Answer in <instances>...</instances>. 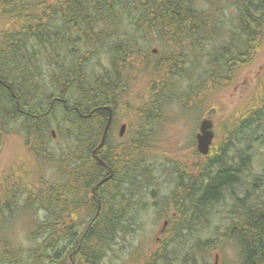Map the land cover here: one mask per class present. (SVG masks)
I'll list each match as a JSON object with an SVG mask.
<instances>
[{
  "label": "trees",
  "instance_id": "trees-1",
  "mask_svg": "<svg viewBox=\"0 0 264 264\" xmlns=\"http://www.w3.org/2000/svg\"><path fill=\"white\" fill-rule=\"evenodd\" d=\"M219 1L56 0L48 4L47 0H0V16L5 21L0 29V149L1 139L17 125L15 129L22 132L26 145L41 152L55 137L51 127L56 123L70 151L55 156L45 150L46 159L56 160L60 166L66 162L61 182H30L27 188L16 178L18 184L7 189L5 202L0 204L2 221L14 217L19 207L31 210L38 206L46 213L32 231L35 246L30 255L34 262L100 264L115 239L133 226L129 212L136 197L146 191L156 195V185L149 187L152 174L146 172L150 164L143 166L146 160L160 157L155 150L154 124L165 118L172 99L169 95L174 97L180 88L177 78L186 70L187 54L190 61L201 57L207 43L224 33L220 29L227 13L224 2ZM234 6L230 12L234 28L226 43L211 52L206 79L189 101L196 103L211 84L215 88L229 81L236 64L257 50L264 25V0H234ZM166 49L168 56L154 59ZM136 72L138 77L148 76L151 83L150 103L141 107L137 118V135L133 134L129 144L112 142L109 146L111 126L107 141L97 149L100 132L108 122L106 107L113 109L116 121L122 96ZM256 128H264V100L240 120L234 133L242 129L238 133L242 139L233 150L231 141L210 155V151L204 155L196 150L197 157L205 159L199 173L185 172L188 181L184 178L186 183L176 186L178 192L173 191L172 201L165 196L153 201L160 211L174 210L175 219L168 224L175 227L173 237L178 239L176 244H167L160 238L158 248L146 257L148 264H172L170 257L181 246H188L198 231L193 220L205 218L207 222L199 224L209 227L208 216H214L215 208L223 206L227 198L232 209L224 237L239 245L238 264H264V170L247 193L242 191L248 185L243 173L252 159L244 145ZM57 136L60 138V133ZM95 152L113 168L114 176L120 177L114 183V194L106 188L111 182L96 189L99 202L89 196L110 170L96 161ZM121 168L128 172L122 173ZM137 169H145L146 183ZM101 187H105L103 192ZM240 191L244 196L238 195ZM84 202H89L92 215L79 225ZM145 209L146 201L137 207L138 211ZM206 209L210 213L202 216ZM186 235L189 238L180 246L179 239ZM214 240L199 236L194 252L201 254L204 246L213 249ZM2 253H9L7 245L0 249ZM184 257L187 255H181L177 263Z\"/></svg>",
  "mask_w": 264,
  "mask_h": 264
},
{
  "label": "rangeland",
  "instance_id": "rangeland-1",
  "mask_svg": "<svg viewBox=\"0 0 264 264\" xmlns=\"http://www.w3.org/2000/svg\"><path fill=\"white\" fill-rule=\"evenodd\" d=\"M47 1L48 4L56 2V0ZM222 1L224 2V12L227 13V16L223 19V25L225 26L220 29L221 32H224V37L221 34L219 37L212 38V41L207 43V47L204 50L205 55L203 54L197 59L192 57L190 61V56L187 54V64L183 67L188 70H184L182 76L177 78L180 86L176 93L178 97L176 95L177 98L173 97V94L169 95L172 99H169L170 104L168 105V110L165 111V118L161 122L158 121V123L154 124V128H157L154 136L155 150L160 157L149 161L146 160L143 166L150 164L146 172L152 174L149 187L151 186L150 188H152V186L156 185V195L148 194L146 191L144 196L136 197L135 203L132 204V209L129 212L130 218H134L133 226L126 233L122 232L115 239V244L109 247L100 264H148L146 257L154 253L158 248L160 238L164 242L167 241V244L172 243V241H174L172 244H176L178 238L173 237L175 235V227L168 224L163 230V223L166 220L171 222L172 219H175L172 216L174 210H169L171 206L168 203L169 211H160L162 209L156 206L153 201H156L158 197L160 200H164L161 196L168 197V202L172 201L173 191L178 192L176 186L183 183L184 178L188 181V176H184L185 172L192 175L199 173L200 168L198 167L205 163L204 158L196 155V150H198L196 134L199 131L201 121L205 118H210L214 122L215 138L208 155L215 153L216 149H220L221 145H225L230 141L233 150L239 144L240 139H242L240 138L242 134H238L242 129L234 133L240 120L264 100V25L261 39L257 42V50L247 54L248 56H246L244 62L239 65L236 64L233 72H231L229 81L223 82L221 85L217 84L215 88L211 84L209 90L199 94L200 97H198L196 103L187 100L194 96V93L197 92V87L206 79L205 70L209 66L207 64L211 52L216 51L218 47L220 48L226 43V38L229 36L228 33L234 28L230 14L232 10H235L234 0ZM217 2L220 3L219 0ZM203 4L208 6V3L204 2ZM4 24V18L0 16V29L4 27ZM218 24L221 27V23L219 22ZM154 48L155 45L152 46L151 50L153 51ZM154 53L157 54V52ZM168 54L169 49H166L154 59L158 60L168 56ZM219 69L218 72H220ZM150 86L151 83L150 81L148 82V76L142 75L138 77L136 72V75L131 77L128 89L123 94L119 104L117 119L114 124L117 134L122 123L127 125L126 135L118 140L119 144H129L133 134L136 132L137 135V118L141 107L150 103ZM189 105H192L193 110L189 108ZM56 125V123H53L51 127L54 129L55 137L44 144L45 150L48 149L55 156L70 154L67 149V143L62 138V130L58 131V128H55ZM14 127L17 128V125H14ZM15 128L13 133L6 134L1 139L0 204L5 202L3 197L8 191L7 189L18 184L16 178L22 179L21 184L27 185L26 187L29 188L28 184L30 182L38 184L42 180L45 182L49 181V183L51 181L61 182L63 177L66 176L65 171L62 174V166L66 162H63V165L60 166L56 160L46 159V151L37 152L28 147L22 132L18 130L19 128ZM57 133H60V138H58ZM250 136V141H247L244 146L251 153L252 159L248 168L244 170L245 172L243 171V181H246L248 185L242 191L250 189L255 178L260 176L264 170V151H261V149H264V128L254 129ZM115 143L117 144V142ZM242 146L239 145L241 147L240 150L242 149L243 151ZM47 155L49 156V154ZM257 158L260 161V171H256L253 167V160ZM122 169H120L122 173L128 172V170L124 169L122 171ZM139 170L137 169V171ZM139 172L144 177H141V180L144 179L146 183L143 175L145 169ZM242 191L238 195L244 196ZM89 197H92V194ZM228 200V198L225 200L224 207L215 208L216 213L214 216H208L210 220L208 223L209 227L202 228L201 226L203 224L201 223L202 220V222H207L205 218H202L201 221L199 220L200 217L196 220L192 219L196 221L193 228L199 226L198 234L194 233V239L192 238L188 243L189 245L185 248L181 246L180 242L188 239L189 235L183 236L182 240L179 239L181 247L174 256L170 257V260L174 261H172V264H216V262L217 264H238L239 245L235 241L224 237V227L228 225L229 220L227 217L229 216V210L232 209V202ZM145 201L147 209L138 211L137 207L141 206ZM88 204L89 202H84L83 207L79 211V225L85 220L87 222V219L89 220L92 215ZM37 207L35 206L31 210L19 207V211L14 217L7 216L4 221L0 220L2 221L0 229L3 226L0 230V249L7 245L9 250L7 255L5 253L0 254V264H38L34 262L30 255V249L35 246V242L32 239V231L34 224L38 220L45 219L46 213ZM0 211L2 210L0 209ZM205 211H203L202 216L205 213H210L208 209ZM199 236L215 239L214 248L209 249L210 247L204 246L201 248L202 253L196 254L193 244ZM21 237L28 241L27 246L20 242ZM4 240H6L7 244L4 243ZM181 255H187V257H184V261L177 263Z\"/></svg>",
  "mask_w": 264,
  "mask_h": 264
},
{
  "label": "flooded vegetation",
  "instance_id": "flooded-vegetation-1",
  "mask_svg": "<svg viewBox=\"0 0 264 264\" xmlns=\"http://www.w3.org/2000/svg\"><path fill=\"white\" fill-rule=\"evenodd\" d=\"M106 109H107V113H108V115H107V117L109 118L110 117V107H106ZM107 118V121L109 120ZM115 124V118H114V120H112V123H111V126H112V134L110 135V137H109V140H108V144H109V146L110 145H112V142H118V140H120V138H124L125 137V135H126V132H127V125L125 124V123H122L121 124V126H120V129H119V131H118V134H117V132H116V128H115V126L113 127V125ZM123 124H125L126 125V129L124 130V133L122 134V125ZM111 126H110V128H111ZM105 127L106 126H104V128L101 130V140H100V143H99V145L96 147L97 149H99V148H102L103 147V145L105 144V142L107 141V139H108V136H109V131H110V128H109V130H108V133H107V136H106V138H105V140H104V142H103V144H101L102 143V141H103V136H104V132H105ZM198 133V132H197ZM105 150V149H104ZM93 156H94V158L96 159V161H98L102 166H104V167H106V168H108L110 171H109V176H107V177H100V179L98 180V183H96V185L93 187V189H92V195L97 199V201L99 202V191L98 190H96V189H98L99 188V186H101V185H103L104 183H108V182H111L112 184H110L109 185V188H108V186H106V188L107 189H110V192H112V194H114V188H115V185H114V183L116 182V181H119L120 180V177L119 176H114V170H113V168L112 167H109V164L107 163V162H105L103 159H101V157L99 156V155H97L96 154V152L95 153H93ZM112 168V169H111ZM112 187V188H111ZM104 188L105 187H101V192H103V190H104ZM168 225V221L166 220L165 221V227ZM163 230H164V227H163ZM71 259H72V257H70Z\"/></svg>",
  "mask_w": 264,
  "mask_h": 264
},
{
  "label": "water",
  "instance_id": "water-1",
  "mask_svg": "<svg viewBox=\"0 0 264 264\" xmlns=\"http://www.w3.org/2000/svg\"><path fill=\"white\" fill-rule=\"evenodd\" d=\"M110 118L106 124L105 132L103 136V141L107 135L108 129L112 122V110H110ZM214 122L210 118H205L201 121L199 131L196 134V140H197V149L200 153L206 155L210 151L211 145L213 144L214 138H215V132L213 130ZM126 129V125H122V134L124 133V130ZM54 134V131H53ZM218 258V256H217ZM217 264V263H216Z\"/></svg>",
  "mask_w": 264,
  "mask_h": 264
},
{
  "label": "clouds",
  "instance_id": "clouds-1",
  "mask_svg": "<svg viewBox=\"0 0 264 264\" xmlns=\"http://www.w3.org/2000/svg\"><path fill=\"white\" fill-rule=\"evenodd\" d=\"M261 151H264V149H261ZM253 167L256 169V171H260V161L259 158L253 160ZM20 242L23 243L25 246H27L28 241L23 239V237L20 238Z\"/></svg>",
  "mask_w": 264,
  "mask_h": 264
},
{
  "label": "bare ground",
  "instance_id": "bare-ground-1",
  "mask_svg": "<svg viewBox=\"0 0 264 264\" xmlns=\"http://www.w3.org/2000/svg\"><path fill=\"white\" fill-rule=\"evenodd\" d=\"M110 110H112V115H113V109L110 107ZM111 114V113H110ZM110 118V117H109ZM112 120H113V117H112ZM112 123V122H111ZM111 126V125H110ZM110 128V127H109ZM109 130V129H108ZM108 133V132H107ZM107 136V135H106ZM106 138V137H105ZM105 140V139H104ZM104 141H102L101 144H103ZM217 263V262H216Z\"/></svg>",
  "mask_w": 264,
  "mask_h": 264
}]
</instances>
